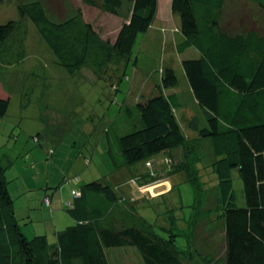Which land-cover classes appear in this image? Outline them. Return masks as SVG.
Masks as SVG:
<instances>
[{
    "label": "trees",
    "instance_id": "16d2710c",
    "mask_svg": "<svg viewBox=\"0 0 264 264\" xmlns=\"http://www.w3.org/2000/svg\"><path fill=\"white\" fill-rule=\"evenodd\" d=\"M5 1L0 0V5ZM246 1L264 13V0ZM121 2L101 0V5L115 13ZM130 2V16L112 42L103 39L79 14L53 21L38 0L17 4L19 18L0 23V71L26 57L28 19L57 63L70 74L88 66L99 75L111 61H128L137 36L148 31L159 5V0ZM225 4L226 0H169L166 6L177 16L183 36L176 50L195 52L182 60L189 85L187 99L179 92H163L178 84L174 69L163 67L157 93L140 95L136 102L134 129L122 135L113 133V140L107 136V154L116 169H131L139 161L146 164L158 153L169 155L182 147L185 160L170 171L182 170L188 175L197 200L201 187L195 169L198 161L191 156L192 142L208 141L210 166L218 180L225 264H264V29L258 24L259 28L234 32L222 25ZM9 98L10 91L0 80V117L7 111ZM191 101L196 112L183 130L181 120L186 116L179 118L177 112L188 111ZM128 112L131 117L130 109ZM132 170L136 174L131 181L139 187L161 179L149 171L137 176V169ZM233 170L242 182L245 204L241 207L235 202ZM64 205L73 222L57 231L53 242L44 234L28 238L15 216L5 166L0 161V264H114L108 251L126 247H135L143 264H189L181 251L190 246L192 225L182 233L189 240L187 247L180 249L175 241L179 231L172 226L166 236L155 234L106 180H92L73 189Z\"/></svg>",
    "mask_w": 264,
    "mask_h": 264
},
{
    "label": "rangeland",
    "instance_id": "374dc122",
    "mask_svg": "<svg viewBox=\"0 0 264 264\" xmlns=\"http://www.w3.org/2000/svg\"><path fill=\"white\" fill-rule=\"evenodd\" d=\"M31 1L37 0H6L0 5V23L19 18L17 4ZM38 1L51 20L79 14L110 42L131 12L130 0H122L115 13L105 11L101 0ZM168 2L159 0L158 14L148 31L137 36L132 57L128 61L109 62L99 75L88 66L68 73L28 19L26 57L21 63L0 71L4 86L10 91L7 111L0 117V161L5 166L7 188L16 205L26 200L23 194L38 190H63L64 194L86 182L106 180L155 234L166 236L172 226L179 231L175 241L180 249L187 247L189 239L182 233H187L192 225L190 246L181 251L187 263L208 264L210 259V264H225L218 180L210 166L212 153L208 141L192 142L191 156L198 161L195 169L201 187L198 201L188 175L182 170L171 172L178 162L185 160L182 147L173 149L169 155L158 153L148 163L139 161L132 167L137 169V176L149 171L156 174L155 178L168 179L170 183L164 186L170 190L154 196L148 195L151 184L139 187L142 193L139 192L137 183L131 181L135 171L116 169L107 154V136L113 140V133L122 135L134 129L138 116L136 102L140 95L157 93L156 84L160 82L163 67H172L178 78L175 87L163 92H179L187 99L189 85L182 60L195 52L176 50L175 45L183 36L178 31L177 16L169 11V4L166 6ZM220 21L234 32L251 26L259 28L258 24L264 29V13L246 0H226ZM196 107L191 101L188 111L177 112L179 118L186 116V120H181L183 130ZM232 183L236 205L244 206L237 170L232 171ZM65 209L64 205L62 211L67 214ZM21 210L17 208L19 215ZM31 224L27 226L34 230L31 226L36 223ZM34 235L26 236L31 239ZM49 237L52 241L51 234ZM107 254L114 264H143L135 247L115 248Z\"/></svg>",
    "mask_w": 264,
    "mask_h": 264
},
{
    "label": "crops",
    "instance_id": "0c3cea01",
    "mask_svg": "<svg viewBox=\"0 0 264 264\" xmlns=\"http://www.w3.org/2000/svg\"><path fill=\"white\" fill-rule=\"evenodd\" d=\"M14 65L15 64L8 66L5 69H8ZM1 74L2 73L0 72V80L2 81ZM4 82L5 81H2L3 85ZM188 133L195 135L191 130H189ZM167 182L169 181L165 177L157 181H154L152 183L146 184V185L151 184L150 188L158 186L157 189L154 191L151 188V190H149L148 192L149 193L148 195L154 196L161 192L170 190L169 187L164 186L165 185L164 183ZM73 189H77V188L72 187L69 191L65 192L64 194H62L63 190L61 192L55 190L52 192L45 190V192H43L41 190H38L35 193L32 192V193L23 194V196L26 197L25 198L26 200L21 201L19 205H16V202H14L15 216L17 217L20 228L24 232V234H26L27 236H29V234H36V235L44 234L48 242H53L55 240L56 232L60 231L63 228V226L70 225L73 222L72 219L68 216V214H65L62 211L64 202L71 197V192ZM140 189L141 188H139V186L137 185V190L142 193V190ZM46 197H48L50 201V204L48 205L44 202V198ZM17 208L23 209L21 210L20 215L17 211ZM33 210H35L36 213H33L34 212ZM28 223L30 224L32 223L31 225H34L33 223H36L35 224L36 226H31L33 227L34 230H31V228L27 226ZM50 234L52 235L51 238H53L52 241H49Z\"/></svg>",
    "mask_w": 264,
    "mask_h": 264
},
{
    "label": "built area",
    "instance_id": "2783aa9c",
    "mask_svg": "<svg viewBox=\"0 0 264 264\" xmlns=\"http://www.w3.org/2000/svg\"><path fill=\"white\" fill-rule=\"evenodd\" d=\"M44 202H45L46 204H49V198H48V197L44 198Z\"/></svg>",
    "mask_w": 264,
    "mask_h": 264
}]
</instances>
